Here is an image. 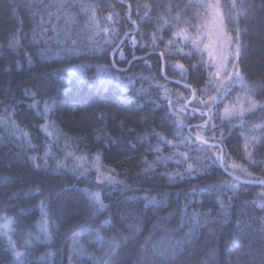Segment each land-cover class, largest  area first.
<instances>
[{
  "label": "trees",
  "instance_id": "trees-1",
  "mask_svg": "<svg viewBox=\"0 0 264 264\" xmlns=\"http://www.w3.org/2000/svg\"><path fill=\"white\" fill-rule=\"evenodd\" d=\"M213 1L0 0V264H264V0Z\"/></svg>",
  "mask_w": 264,
  "mask_h": 264
},
{
  "label": "rangeland",
  "instance_id": "rangeland-1",
  "mask_svg": "<svg viewBox=\"0 0 264 264\" xmlns=\"http://www.w3.org/2000/svg\"><path fill=\"white\" fill-rule=\"evenodd\" d=\"M210 1V0H209ZM215 2V0L213 1ZM216 14L212 13V16L210 17V22H208V26L206 29V33H208V36L210 37V39H212L211 41V45L208 44L209 46L206 47L207 50L211 51L212 55H216L219 56V54H227L226 52H228V48L226 47L225 49L218 47L217 44L214 45V43L216 41L220 42V45L223 46V35H224V29L220 28V23H219V19L215 16ZM213 21V22H212ZM214 24H216V27L214 29ZM173 101L175 102V104L177 105V110L179 112H184V109L187 106L189 107H195L192 103H190V101L188 100L190 97L189 92H186L185 95H181L178 92H175V94H173ZM189 101V102H188ZM186 102V105H185ZM207 121V119H206ZM13 219L11 217L4 215H0V229L3 230L7 236H8V240L10 241L12 238V232H13ZM82 242L81 241H76L73 246H72V253H71V257L73 259V261L76 263V261L79 260V258L81 256L85 255V249L82 246Z\"/></svg>",
  "mask_w": 264,
  "mask_h": 264
},
{
  "label": "snow or ice",
  "instance_id": "snow-or-ice-1",
  "mask_svg": "<svg viewBox=\"0 0 264 264\" xmlns=\"http://www.w3.org/2000/svg\"><path fill=\"white\" fill-rule=\"evenodd\" d=\"M233 7H236V5L233 4ZM109 19H110V17H109ZM236 31H237V37H236V47H235V52H234V53H229L230 55H233L234 58H236V57L239 56V54H240V50H241V47H242V45H241V43H240V40H239V32H240V30L237 29ZM66 51L71 52V51H73V50H72V49H66ZM121 55H123L122 52H121ZM161 56H163V53H161ZM225 61H227V58H225ZM225 66H226V65H225ZM233 67H235V66L233 65ZM237 75H238V73H237ZM226 77H227V81H231V80H232V73H226ZM186 87H189V88H190L191 85H186ZM195 95H196V90L193 89V98H195ZM216 99H217L216 97H209V101H201V103H202V104H207L208 102H210V101H215ZM203 115H204V113H201V116H203ZM205 123L207 124L208 121H206ZM213 127H214V126H213ZM216 159L219 160L220 157L217 156ZM189 167L191 168V165H189ZM262 183H264V181H262ZM101 207H104V206L101 205Z\"/></svg>",
  "mask_w": 264,
  "mask_h": 264
},
{
  "label": "water",
  "instance_id": "water-1",
  "mask_svg": "<svg viewBox=\"0 0 264 264\" xmlns=\"http://www.w3.org/2000/svg\"><path fill=\"white\" fill-rule=\"evenodd\" d=\"M196 138V137H195ZM201 140V139H200ZM203 142H205V143H207V144H214V143H211L210 141L209 142H207V141H205V140H202ZM221 152H222V150H221ZM221 152H220V156H221ZM222 157V156H221ZM222 159V158H221ZM222 165V164H221ZM231 177L233 176V177H235L237 180H239V181H242L243 182V180H246V179H242V178H239V177H236L235 175H231V174H229ZM246 181H249V182H251V180H246Z\"/></svg>",
  "mask_w": 264,
  "mask_h": 264
},
{
  "label": "bare ground",
  "instance_id": "bare-ground-1",
  "mask_svg": "<svg viewBox=\"0 0 264 264\" xmlns=\"http://www.w3.org/2000/svg\"><path fill=\"white\" fill-rule=\"evenodd\" d=\"M193 135V134H192Z\"/></svg>",
  "mask_w": 264,
  "mask_h": 264
}]
</instances>
